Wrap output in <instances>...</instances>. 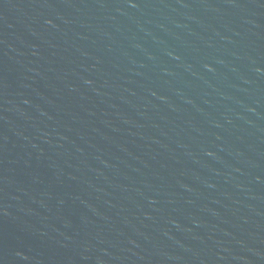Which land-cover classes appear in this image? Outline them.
<instances>
[{
  "label": "water",
  "instance_id": "1",
  "mask_svg": "<svg viewBox=\"0 0 264 264\" xmlns=\"http://www.w3.org/2000/svg\"><path fill=\"white\" fill-rule=\"evenodd\" d=\"M0 264H264V0H0Z\"/></svg>",
  "mask_w": 264,
  "mask_h": 264
}]
</instances>
